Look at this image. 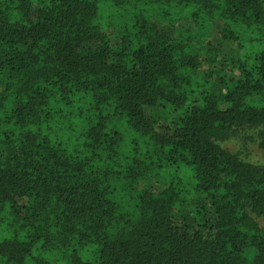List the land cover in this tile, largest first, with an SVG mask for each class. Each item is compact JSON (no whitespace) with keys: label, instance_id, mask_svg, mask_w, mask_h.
<instances>
[{"label":"trees","instance_id":"1","mask_svg":"<svg viewBox=\"0 0 264 264\" xmlns=\"http://www.w3.org/2000/svg\"><path fill=\"white\" fill-rule=\"evenodd\" d=\"M241 128L264 0H0V264H264Z\"/></svg>","mask_w":264,"mask_h":264},{"label":"rangeland","instance_id":"2","mask_svg":"<svg viewBox=\"0 0 264 264\" xmlns=\"http://www.w3.org/2000/svg\"><path fill=\"white\" fill-rule=\"evenodd\" d=\"M186 22H183L181 25H179L180 29H184L186 27ZM105 29V28H104ZM220 25L213 26L209 29L208 35L212 36L213 39L211 40V45L213 47L221 48L218 49L219 53H222V56H238L239 55V50L235 47H231L232 45L230 43H221L220 41ZM207 44H201V48L206 49ZM223 67L218 68L217 72H222L225 74L227 69L225 70ZM254 138V130L253 129H248V128H241L233 135H231L229 138H227L223 144L227 146L231 151L234 153H237V155L245 160L246 162L253 163L256 165H264V153L262 150L259 148V145ZM257 222L259 223V226L264 225V218L252 214Z\"/></svg>","mask_w":264,"mask_h":264}]
</instances>
